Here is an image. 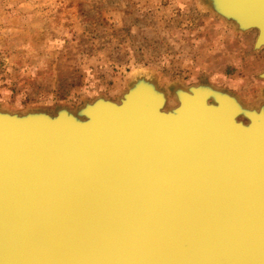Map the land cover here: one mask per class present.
Returning <instances> with one entry per match:
<instances>
[{
  "label": "water",
  "instance_id": "1",
  "mask_svg": "<svg viewBox=\"0 0 264 264\" xmlns=\"http://www.w3.org/2000/svg\"><path fill=\"white\" fill-rule=\"evenodd\" d=\"M206 1L236 27H255L257 44L264 0ZM144 86L155 105L132 107L134 82L116 101L0 113L1 191L27 157L24 193L9 210L14 234L23 215L38 219L56 264H264V112L242 107L246 121L235 120L236 104L226 113L220 91L202 84L176 90V105L160 111L164 93Z\"/></svg>",
  "mask_w": 264,
  "mask_h": 264
},
{
  "label": "rangeland",
  "instance_id": "2",
  "mask_svg": "<svg viewBox=\"0 0 264 264\" xmlns=\"http://www.w3.org/2000/svg\"><path fill=\"white\" fill-rule=\"evenodd\" d=\"M231 25L206 0H0V108L53 114L116 101L138 76L166 108L176 89L199 84L256 107L264 49L252 48L254 30Z\"/></svg>",
  "mask_w": 264,
  "mask_h": 264
},
{
  "label": "bare ground",
  "instance_id": "3",
  "mask_svg": "<svg viewBox=\"0 0 264 264\" xmlns=\"http://www.w3.org/2000/svg\"><path fill=\"white\" fill-rule=\"evenodd\" d=\"M220 17L223 18V20L229 24L230 20L222 17L221 15H220ZM231 24L233 26H235L234 27L235 29L242 31V32L247 31V30H254L255 31V35H254V39H253V44H254V41L258 35V31L255 27H250V28L236 27L237 25L233 21H231ZM252 48L255 50L264 49V32H262L260 39L257 42V44H255ZM258 75L260 77H262V79L264 80V69ZM133 80H135V83H136V88H137L136 92L137 93H136V99H134L135 103L134 104L130 103V104H132V107L134 105L136 107H139L140 105H149V103L151 104V101H153L152 105H155L154 100H157L159 97L153 95L152 93H148L147 91L142 89L145 87L144 83L147 81L144 78H140L139 76L134 77ZM199 87L200 88H197L196 93L198 95H200V94L203 95L204 103H206V104L214 103L215 104V101L209 97V92L206 95L205 91H202L201 88L205 87V86H199ZM212 87L215 88L214 86H212ZM205 88H208V87H205ZM189 89H195L196 90V87L195 88H189ZM216 90L220 91V92H218V93H220V96H221V97H219V101L221 102L222 106H225L224 109H225L226 113H227V110H226L227 108H233V106L235 107V105H233V104L234 103L236 104L235 109H237V110L233 114V118L235 120L240 119L241 110L243 109L242 107H244V110H253V112H258V111L264 112V101H262V103L256 107L249 106L246 104L244 105L239 100L240 98L238 96L234 95L233 93H231V92L229 93L225 90H220V89H216ZM170 91H171V89H170ZM185 91H187L188 94H192V92H190L188 90H185ZM162 95L164 96V97L162 96L163 101L160 99V101L158 102V109L160 111L161 110L165 111L166 110V107H165L166 98H165L164 94H162ZM227 96L230 98H228ZM192 99L193 98L191 97L190 100H192ZM190 100H189V102H191ZM134 101H132V102H134ZM161 101H162V103H161L162 105L160 104ZM176 103H177V100H176ZM35 110H32L29 113L30 115H32V117H35V116L37 117L41 113L38 109H35ZM5 111L6 110H3L0 108V113H7V114L13 113L10 111H6V112ZM42 113H43V111H42ZM22 114H25V112L19 113V115H22ZM24 158L25 157H20L17 159V163L22 164L21 165L22 168L20 169V171H18L19 166H17L16 168H13L10 171V173L7 172V175H9L10 176L9 178H11L10 184L8 185V187L4 186L5 191L0 190V264H49V261H51V260H52V264H56L55 254H53L54 256H52V258H49L44 253V252H46V250H47V254L51 252L53 247L51 246L49 241H51L54 245L55 240L54 239L48 240L45 236H43V235L40 236L38 219H26L25 216L23 215V217H21L19 220L20 222L18 221V225H23V227H21V228L19 227L18 234H14V232H13V231H15V233L17 232L16 230H14V229H16V226H15L16 225V214L12 211H9V210L11 209V206L17 202V198H19V196L24 193V188L23 187L20 188V186H19L21 184V182L25 181L28 177L27 176L28 170L23 165L26 162L27 157L25 158V160H24ZM29 163L36 166V160H30ZM26 164H27V162H26ZM37 168L38 167L36 166V168L31 169V175L29 178H33L32 176L34 175L36 181L34 180L35 185H33L31 187L40 188L41 184L43 182V179L41 178L42 174L40 173V170H37ZM2 174H3V172L0 171V177H2ZM26 188H28V186ZM4 193H5V195H4ZM8 212H10L9 213L10 222L8 221V230H12V231L8 232V234H7L6 223H4V220H5V217H6ZM23 213H24V211H23ZM14 235H17V236H15L16 239H14V241H15L13 243L14 245H12L11 246L12 248L10 249L9 246L7 245V243L9 244V242H11V243L13 242V236ZM46 240H47V243H46Z\"/></svg>",
  "mask_w": 264,
  "mask_h": 264
}]
</instances>
